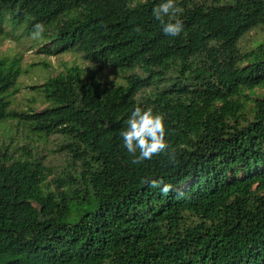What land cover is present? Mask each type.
Instances as JSON below:
<instances>
[{"label": "trees", "instance_id": "1", "mask_svg": "<svg viewBox=\"0 0 264 264\" xmlns=\"http://www.w3.org/2000/svg\"><path fill=\"white\" fill-rule=\"evenodd\" d=\"M159 2L0 0V36L31 38L48 57L77 53L141 72L103 87L71 66L33 87L41 111L14 112L7 93L18 60L0 58V123L59 136L68 160L49 179L40 160L0 144V264H264V96L255 95L264 90V41L239 47L264 26V0H177L176 37L152 15ZM198 54L206 62L191 69ZM171 63L182 66L179 83ZM137 106L164 115L169 150L133 163L119 132Z\"/></svg>", "mask_w": 264, "mask_h": 264}, {"label": "rangeland", "instance_id": "2", "mask_svg": "<svg viewBox=\"0 0 264 264\" xmlns=\"http://www.w3.org/2000/svg\"><path fill=\"white\" fill-rule=\"evenodd\" d=\"M210 2L212 0H198ZM264 41V26L257 27L248 32L239 42L242 50L254 48ZM37 47L31 42V38L16 34H1L0 58L9 60L17 59L19 74L14 86L8 91L7 99L10 102L9 109L14 112L41 111L46 104L40 93L33 89L46 79L64 72L71 66H78L84 71V80L94 81L103 87L118 86L125 83V78L131 74H141L139 70L121 72L118 68L103 64H89L84 62L80 54L66 53L54 57L37 52ZM205 54H198L194 59L185 64L191 69L204 65ZM199 68V67H198ZM180 63H171L168 76L170 80L179 83L184 77L181 73ZM169 81V80H168ZM153 81L143 90V94L164 90L171 85ZM182 89V88H181ZM257 97L264 96V90H255ZM0 144L8 147L13 157L27 156L40 160L49 168L54 176H59L68 165V160L63 151H59L62 139L59 136L40 137L29 131L26 125L17 120H6L0 123Z\"/></svg>", "mask_w": 264, "mask_h": 264}, {"label": "clouds", "instance_id": "3", "mask_svg": "<svg viewBox=\"0 0 264 264\" xmlns=\"http://www.w3.org/2000/svg\"><path fill=\"white\" fill-rule=\"evenodd\" d=\"M183 11L177 5V0H160L152 8L153 17L159 21L162 32L167 36L176 37L183 31V24L177 18V14ZM31 32L33 38H39L44 26L36 23ZM125 125L119 136L122 146L127 153L131 154L133 163H140L150 160L153 156L169 150L168 142L165 139L166 124L162 113L154 112L151 107H134L125 120ZM153 188L159 187L161 192H167L169 185L163 179L145 180Z\"/></svg>", "mask_w": 264, "mask_h": 264}]
</instances>
